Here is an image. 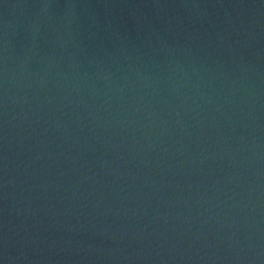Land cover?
<instances>
[{
    "label": "water",
    "instance_id": "obj_1",
    "mask_svg": "<svg viewBox=\"0 0 264 264\" xmlns=\"http://www.w3.org/2000/svg\"><path fill=\"white\" fill-rule=\"evenodd\" d=\"M0 264H264V0H0Z\"/></svg>",
    "mask_w": 264,
    "mask_h": 264
}]
</instances>
